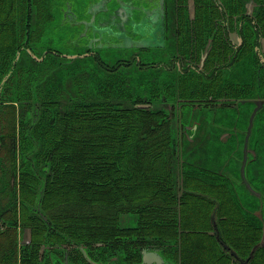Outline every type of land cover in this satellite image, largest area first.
Masks as SVG:
<instances>
[{
	"label": "flooded vegetation",
	"instance_id": "obj_1",
	"mask_svg": "<svg viewBox=\"0 0 264 264\" xmlns=\"http://www.w3.org/2000/svg\"><path fill=\"white\" fill-rule=\"evenodd\" d=\"M263 237L264 0H0V264H264Z\"/></svg>",
	"mask_w": 264,
	"mask_h": 264
},
{
	"label": "rangeland",
	"instance_id": "obj_2",
	"mask_svg": "<svg viewBox=\"0 0 264 264\" xmlns=\"http://www.w3.org/2000/svg\"><path fill=\"white\" fill-rule=\"evenodd\" d=\"M60 27H62V26L60 25ZM49 31L50 32L48 33V37H52L53 39H55L57 41H61V39L68 38L67 29H65V28L58 29V28H54L53 27V29L51 28V29H49ZM53 44L55 46H57L58 48L62 47V43H60V42L54 41ZM72 50H73L72 48L69 49V51H72ZM95 71H96L95 72L96 76L98 77L100 75V71L98 69H96ZM181 118H183V117H181ZM185 141H186V144H187V148H189V149L179 151L180 158L182 160L189 159V153L190 154L193 153L194 155H192V156L194 157V159L192 157H191V159L195 160L196 163H197V161L203 160L204 159L203 155H202V152H203V147H202L203 141H202L201 135L197 136L196 143H195L196 145H194L191 149L189 147V136H188V138ZM234 168L236 170V167H234ZM235 184H237V183H235ZM238 191L240 193V198L242 200H244V198L242 196L244 191L242 190L241 186H238ZM124 223H126V222H124Z\"/></svg>",
	"mask_w": 264,
	"mask_h": 264
},
{
	"label": "water",
	"instance_id": "obj_3",
	"mask_svg": "<svg viewBox=\"0 0 264 264\" xmlns=\"http://www.w3.org/2000/svg\"><path fill=\"white\" fill-rule=\"evenodd\" d=\"M242 175H243V177H245L246 176V173H245V171L242 173ZM231 186H234L235 187V190H237L238 191V186H241V188H242V190L244 191L243 192V198H244V200H242V203H243V205L245 206L246 205V201L245 200H248V199H245L246 198V195H248V194H250V191H251V193L253 192V193H255V194H257V195H255V197L254 196H252V199L254 200L259 194H261L260 193V191H258L254 186H253V184H251V183H244V184H233V185H231ZM253 195V194H252ZM261 201V200H260ZM256 205H259V203L257 202L256 204H255V206ZM215 213V212H214ZM264 244V237H263V239L254 247V250H256L260 245H263Z\"/></svg>",
	"mask_w": 264,
	"mask_h": 264
},
{
	"label": "trees",
	"instance_id": "obj_4",
	"mask_svg": "<svg viewBox=\"0 0 264 264\" xmlns=\"http://www.w3.org/2000/svg\"><path fill=\"white\" fill-rule=\"evenodd\" d=\"M229 190H230L231 193L236 192V190H234V188L231 187V186H229ZM230 206H231V205H230ZM242 206H243V205H242ZM229 213H230V211H229ZM261 240H262V238L257 239V240L255 241V245H256L257 243H259ZM254 247H255V246H254ZM254 247H253V248H254ZM262 248H264V245H260V246L255 250V254L258 255V254H259V251H261Z\"/></svg>",
	"mask_w": 264,
	"mask_h": 264
}]
</instances>
